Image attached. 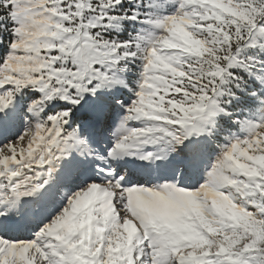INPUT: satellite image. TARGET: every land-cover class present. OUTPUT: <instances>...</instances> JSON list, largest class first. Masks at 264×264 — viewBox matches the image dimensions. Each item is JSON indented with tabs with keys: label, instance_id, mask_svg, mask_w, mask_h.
Returning a JSON list of instances; mask_svg holds the SVG:
<instances>
[{
	"label": "snow or ice",
	"instance_id": "1",
	"mask_svg": "<svg viewBox=\"0 0 264 264\" xmlns=\"http://www.w3.org/2000/svg\"><path fill=\"white\" fill-rule=\"evenodd\" d=\"M0 264H264V0H0Z\"/></svg>",
	"mask_w": 264,
	"mask_h": 264
}]
</instances>
